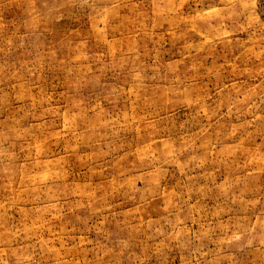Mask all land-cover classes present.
<instances>
[{
	"label": "rangeland",
	"instance_id": "1",
	"mask_svg": "<svg viewBox=\"0 0 264 264\" xmlns=\"http://www.w3.org/2000/svg\"><path fill=\"white\" fill-rule=\"evenodd\" d=\"M0 264H264V0H0Z\"/></svg>",
	"mask_w": 264,
	"mask_h": 264
}]
</instances>
